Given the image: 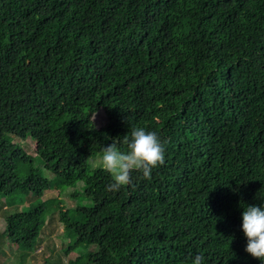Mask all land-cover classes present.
Instances as JSON below:
<instances>
[{
    "label": "trees",
    "instance_id": "1",
    "mask_svg": "<svg viewBox=\"0 0 264 264\" xmlns=\"http://www.w3.org/2000/svg\"><path fill=\"white\" fill-rule=\"evenodd\" d=\"M133 126L165 163L107 191L86 164ZM81 183L57 207L77 264H261L242 213L264 205V0H0V198ZM57 208L28 204L2 238L35 252Z\"/></svg>",
    "mask_w": 264,
    "mask_h": 264
},
{
    "label": "rangeland",
    "instance_id": "2",
    "mask_svg": "<svg viewBox=\"0 0 264 264\" xmlns=\"http://www.w3.org/2000/svg\"><path fill=\"white\" fill-rule=\"evenodd\" d=\"M93 120L99 130L109 126V120L104 113L99 112L94 115ZM22 146L29 154L38 155L42 149V145L35 141L32 137L25 142H21ZM100 158L90 159L86 166L95 169L100 166ZM40 168L44 167L41 163ZM140 171L132 172V183L139 180ZM45 179L50 181L52 175L45 173ZM84 184L81 183L74 188H47L42 198L26 197L17 194L14 198L7 201L0 198V264H77V259L87 250H69L72 237L65 232V225L61 220V210L57 207L73 209L78 204L85 203L82 198ZM46 203V205L57 210L53 211L47 220V224L43 227L41 233V242L35 252L29 253L18 249L17 246L5 241L2 234L6 229V218L21 209H25L28 204Z\"/></svg>",
    "mask_w": 264,
    "mask_h": 264
},
{
    "label": "clouds",
    "instance_id": "3",
    "mask_svg": "<svg viewBox=\"0 0 264 264\" xmlns=\"http://www.w3.org/2000/svg\"><path fill=\"white\" fill-rule=\"evenodd\" d=\"M127 151L113 142L104 146L100 166L112 177L107 191L116 192L132 183V172L140 171L143 178L151 179L153 169L165 163L166 142L155 131L143 127H132L130 137H124ZM242 231L247 239L245 251L264 264V205L247 206L242 213ZM191 264H205V258L198 254Z\"/></svg>",
    "mask_w": 264,
    "mask_h": 264
}]
</instances>
